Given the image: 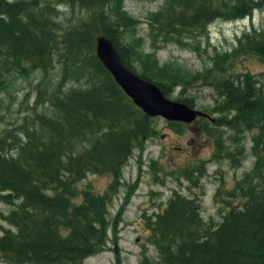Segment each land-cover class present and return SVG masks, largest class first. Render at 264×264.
<instances>
[{"label":"trees","instance_id":"1","mask_svg":"<svg viewBox=\"0 0 264 264\" xmlns=\"http://www.w3.org/2000/svg\"><path fill=\"white\" fill-rule=\"evenodd\" d=\"M58 1L80 4L88 11L89 19L58 35V29L63 28L50 18L58 11L47 0H0V85L2 72L12 64L25 68L24 62H30L46 67L55 50H59L64 63L62 80L86 77L87 83L94 74L102 77L84 88L51 94L52 105L60 116L42 114L39 119L44 135H38L35 128L27 130L25 140L12 151L3 150L5 143L0 144V199L15 205L7 214L0 211V218L14 226L0 233V255L19 264H79L87 255L103 249L107 205L116 191L120 167L134 141L140 135L147 136L151 118L116 83L91 42L97 34H105L133 69L127 60L133 48L118 44L117 39L118 27L131 20L121 9L122 0ZM263 4L264 0H168L166 10L153 14L158 25L155 31L166 40L169 34L204 28L217 17L250 15ZM3 47L8 51L5 59L1 57ZM245 49L264 60V26L252 25L238 39L233 52ZM222 59L219 56L214 62L215 69L225 70ZM212 69L205 75L210 77ZM139 75L157 83L166 95L179 78L166 79L170 81L165 83L148 73ZM214 80L223 95L217 108L228 113L215 117L213 123L237 130L258 128L253 150L255 178H259L264 167V84L259 87L247 72L239 80L220 76ZM177 100L192 105L188 97ZM83 140L87 144L79 146ZM89 171H109L114 182L102 192L83 187L76 201L75 182ZM261 182L256 184L250 177L243 205L230 208L219 224L203 234L198 203L173 196L148 224V238L158 247L160 264H264V177Z\"/></svg>","mask_w":264,"mask_h":264},{"label":"rangeland","instance_id":"2","mask_svg":"<svg viewBox=\"0 0 264 264\" xmlns=\"http://www.w3.org/2000/svg\"><path fill=\"white\" fill-rule=\"evenodd\" d=\"M47 1L58 11L50 16L63 28L56 30L58 35L64 29H72L75 23L89 19L88 11L80 4L71 6L58 0ZM167 3L168 0L121 1V9L131 20L118 27L120 39H117L118 44L133 48L127 60L134 71L151 74L155 80L179 77L167 97H188L193 106L205 109L214 117L228 113L217 108L223 97L215 84L217 76L239 80L247 72L263 88V58L247 49L233 51L238 46V39L249 32L252 25L264 26V4L250 15L235 19L217 17L204 28L169 34L164 40L162 34L155 31L158 25L153 14L166 10ZM42 4L43 1L39 4L41 8L44 7ZM17 19L26 21L21 16ZM96 36L89 39L94 42V49ZM2 52L1 57L5 59L6 47ZM219 56L224 59L221 60L224 71L215 69L214 62ZM30 64L24 62L25 68L12 64L1 75L0 144L5 143L3 150H14L16 144L25 140L27 130L35 128L38 135L45 134L40 121L42 114L53 118L60 116L52 105L51 94L62 95L67 90L84 88L91 80L102 78L93 73L87 83L86 77L62 80L64 63L59 58V50H55L46 67ZM213 67L214 70H210L213 74L206 76V71ZM150 117L147 136L140 135L134 141L120 167L116 191L107 205L105 245L84 257L79 264H141L143 261L160 264L158 247L148 238V224L173 196L181 195L198 203L203 220L200 232L203 234L205 229L219 224L230 208L243 205L246 200L244 189L250 177L256 184H262L264 167L259 178H255L253 137L258 128L237 130L202 119L185 123L160 115ZM86 144L83 140L79 146ZM246 174L251 175L243 179ZM111 182H114V176L109 171L87 172L75 182L76 201L80 200L79 191L83 187L102 192ZM14 206L0 199V211L4 214ZM7 227L14 228L0 218V233ZM0 264L19 263L7 261L0 255Z\"/></svg>","mask_w":264,"mask_h":264},{"label":"water","instance_id":"3","mask_svg":"<svg viewBox=\"0 0 264 264\" xmlns=\"http://www.w3.org/2000/svg\"><path fill=\"white\" fill-rule=\"evenodd\" d=\"M95 51L102 64L113 75L114 80L146 114L161 115L169 120L184 122H191L198 115L213 119L201 109L184 101L167 97L157 83L132 70L121 58L113 41L105 34L99 33L96 36Z\"/></svg>","mask_w":264,"mask_h":264},{"label":"flooded vegetation","instance_id":"4","mask_svg":"<svg viewBox=\"0 0 264 264\" xmlns=\"http://www.w3.org/2000/svg\"><path fill=\"white\" fill-rule=\"evenodd\" d=\"M202 110H204V111H206L205 109H203V108H201ZM207 112V111H206ZM209 113V112H208ZM197 119H202V120H207L208 122H214V121H211L208 117H206V116H202V115H199V116H197ZM216 146V145H215ZM232 157H233V155H232ZM234 157H235V154H234ZM234 157H233V159H234ZM239 166V165H238ZM237 165H236V167H238Z\"/></svg>","mask_w":264,"mask_h":264}]
</instances>
